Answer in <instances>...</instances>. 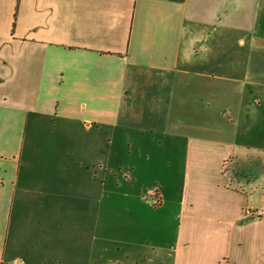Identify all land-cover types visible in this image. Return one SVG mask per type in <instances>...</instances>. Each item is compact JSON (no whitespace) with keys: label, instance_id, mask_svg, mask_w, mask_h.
<instances>
[{"label":"crops","instance_id":"crops-1","mask_svg":"<svg viewBox=\"0 0 264 264\" xmlns=\"http://www.w3.org/2000/svg\"><path fill=\"white\" fill-rule=\"evenodd\" d=\"M126 141L170 264H264V0H0V264H99Z\"/></svg>","mask_w":264,"mask_h":264},{"label":"rangeland","instance_id":"rangeland-1","mask_svg":"<svg viewBox=\"0 0 264 264\" xmlns=\"http://www.w3.org/2000/svg\"><path fill=\"white\" fill-rule=\"evenodd\" d=\"M160 108L159 104L156 110L159 115L162 114ZM146 135L149 137L150 133H146ZM159 137L157 135V138ZM147 143L149 144V142ZM126 144L130 146L127 141ZM131 145L130 148L125 146L126 150L129 149L130 155L125 153L123 156L115 157V178L116 180L120 179L121 182L120 185L116 183L113 190L114 212L116 216L118 212H126V210L136 214L128 224L116 219V221L110 222L105 229L100 226V230H105L109 238H103V243L99 246V250L106 248V251H100L99 264H170L171 248L164 247L168 238H164L160 242L157 233L164 232L167 225L170 230L174 231L177 224L176 213L181 184L182 151L179 149L171 155L167 149L165 150V146H162L161 150L158 151L155 148V152H150V157L146 160L145 152L139 149L138 145ZM128 164L131 166L128 169H118ZM149 167H172L174 178L170 183L171 188L168 190L173 198L167 211L160 212L157 210L158 207H153L152 198L155 196L152 193L159 189L160 185H155ZM157 175L159 174L157 173ZM159 177L160 184L167 183L168 173L165 168L161 169ZM167 213L168 216L164 220L159 216V214H163L164 218V214ZM123 229L126 231L122 232ZM143 252L147 254V259L141 257ZM127 253L130 256L128 259H126Z\"/></svg>","mask_w":264,"mask_h":264},{"label":"trees","instance_id":"trees-1","mask_svg":"<svg viewBox=\"0 0 264 264\" xmlns=\"http://www.w3.org/2000/svg\"><path fill=\"white\" fill-rule=\"evenodd\" d=\"M158 193V192H157ZM157 193H155V194H157ZM158 203V202H157ZM156 204V203H155Z\"/></svg>","mask_w":264,"mask_h":264}]
</instances>
